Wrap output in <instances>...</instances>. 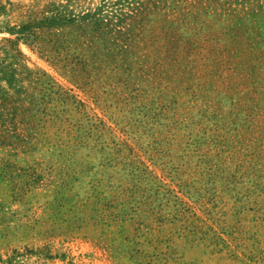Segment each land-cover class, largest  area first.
I'll list each match as a JSON object with an SVG mask.
<instances>
[{"label": "rangeland", "instance_id": "374dc122", "mask_svg": "<svg viewBox=\"0 0 264 264\" xmlns=\"http://www.w3.org/2000/svg\"><path fill=\"white\" fill-rule=\"evenodd\" d=\"M0 264H264V0H0Z\"/></svg>", "mask_w": 264, "mask_h": 264}]
</instances>
